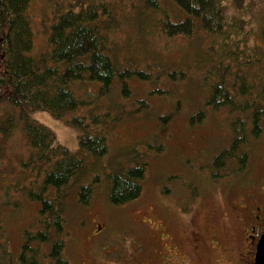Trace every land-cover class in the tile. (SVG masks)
I'll list each match as a JSON object with an SVG mask.
<instances>
[{
    "label": "trees",
    "instance_id": "trees-1",
    "mask_svg": "<svg viewBox=\"0 0 264 264\" xmlns=\"http://www.w3.org/2000/svg\"><path fill=\"white\" fill-rule=\"evenodd\" d=\"M34 1L0 0V207L6 199L4 205L14 209L25 202L38 204L37 220L22 230L16 254L6 245L0 218V264H69L64 252L66 211L73 201L89 203L102 172L112 205L140 197L146 160L107 173L102 168L111 130L123 119L112 112L123 98L127 105L131 101V81L160 80L134 64L149 62L147 53L160 38L190 39L204 33L232 56L229 62L218 58L207 72L217 78L208 84L205 106L234 115L231 143L211 166L217 172L245 168L251 138L264 133V94H253L262 78L252 85L248 76L249 70L263 67L264 52L254 47L248 53L246 37L231 38L229 29H242L243 24L228 18V0H58L40 50L35 43ZM39 20L44 21V15ZM217 54L223 55L220 50ZM183 74L170 73L169 78L184 81ZM117 91L122 98L106 105ZM138 102L148 107L145 99ZM36 111H48L77 128L79 150L73 153L58 144L54 132L33 118ZM204 121L203 109L189 118L191 126ZM17 147L20 151L11 154ZM8 176L13 180L7 182ZM9 187L17 198L8 197Z\"/></svg>",
    "mask_w": 264,
    "mask_h": 264
},
{
    "label": "rangeland",
    "instance_id": "rangeland-1",
    "mask_svg": "<svg viewBox=\"0 0 264 264\" xmlns=\"http://www.w3.org/2000/svg\"><path fill=\"white\" fill-rule=\"evenodd\" d=\"M57 1L35 0L33 2L32 11L36 15L34 33L37 50L46 44L48 26L56 17V10L52 7ZM225 11L230 21H236V25L242 21L243 24L242 29L237 27L229 29L231 38L246 37L248 43L245 47L248 50L258 47V51L264 52V0H228ZM42 15H44V21L39 20ZM214 38L221 39L222 36ZM212 39L204 33L190 39L160 38L151 47L150 53H147V60L152 64L134 63L135 67L154 73L160 80L150 82L133 79L131 81L134 90L133 96L130 97L131 101L127 105L123 98L115 113L112 112L113 115L122 116L123 119L115 121L111 130L110 151L104 159L107 163H103L102 169L107 173L113 167L131 166L139 160H146L148 164L146 176L142 182L143 190L140 197L131 203L114 206L108 201L110 185L102 172V178L94 185V194L90 202L82 205L73 201L66 211L65 228L69 236L64 252L69 264H88L90 257L98 262L100 250L96 247H89L87 250L85 243L86 232L88 236H92L93 228L98 227L99 230L101 225L99 222L106 223L105 229L90 243L91 245H100V242L109 240L118 227L119 231L116 232H120L123 236L128 235L131 242L135 241L137 232L146 239H150L151 234L146 228L137 223L134 228L133 223L137 222L138 217L150 211L159 222H163L165 218L173 234L186 235L191 220L197 217V214L202 215L210 207L224 206L221 204L227 203L226 197L234 196V192L239 191L236 187L229 195L230 181L228 180L221 181L217 185L208 181V177L212 178V176H208L207 170L211 175L215 173L211 166L212 159L224 147L229 146L232 140L230 120L232 121L234 117L228 114L227 110L215 111L205 106V100L210 93L208 84L217 78L207 74L208 69L217 64L218 58L232 61L225 55V47L218 45V41L214 42ZM219 50L223 55L218 56ZM247 56L252 58L251 54ZM170 73H177V76L185 73L186 76L183 74L185 80L171 81ZM248 76L252 85L255 84L254 80L262 78V86L253 89V94L258 93V90L264 92V66L249 70ZM156 89L162 91L157 93ZM94 93L93 89L91 95ZM78 95L83 96L79 92ZM113 95L112 99L104 101L106 105H113L112 101L122 98L118 96V91ZM139 99H145L148 107L138 102ZM202 109L205 121L191 126L189 118ZM97 110L105 109L97 107ZM161 117H164V120ZM33 118L54 132L58 144L73 153L79 150L77 128L48 111H36ZM19 151L17 147L10 153ZM247 151H249V162L252 165L251 173L258 165L260 166L256 174L264 172V134L258 139L251 140ZM245 174L247 172H243L241 176ZM12 180L10 176L7 177V182ZM192 182H194L192 188L200 189L196 202L184 193L190 194L189 185ZM7 190L10 193L9 198L18 197L11 187ZM212 194L215 200L211 198ZM2 195L3 192H1ZM8 200H3L4 204ZM4 204L0 207V218L7 234L6 245L12 253L16 254L20 247L22 230L30 227L37 220L38 206L25 202L20 209H14L12 205ZM145 209H148L147 213L137 214L138 210ZM196 225L204 228L206 223L198 217ZM211 231H215L214 223ZM111 240L112 243H118L116 235ZM114 246L112 244L106 246L109 248L106 252L111 260L118 255ZM212 251L214 264H216L220 253Z\"/></svg>",
    "mask_w": 264,
    "mask_h": 264
},
{
    "label": "flooded vegetation",
    "instance_id": "flooded-vegetation-1",
    "mask_svg": "<svg viewBox=\"0 0 264 264\" xmlns=\"http://www.w3.org/2000/svg\"><path fill=\"white\" fill-rule=\"evenodd\" d=\"M242 182L240 197L228 206L208 208L200 217L206 223L204 228L197 227L198 217L193 218L186 235L173 234L165 218L159 222L145 209L138 210L137 214H147L137 221L150 229V239L141 234L133 242L122 238V245L114 248L118 255L112 260L106 252L109 248L102 242L91 245L94 239L89 236L87 250L96 247L102 252L98 262L90 257L88 264H214L212 250L220 253L216 264H264L258 256L264 242V172ZM213 223L215 231H211ZM93 233L98 237L101 231Z\"/></svg>",
    "mask_w": 264,
    "mask_h": 264
},
{
    "label": "bare ground",
    "instance_id": "bare-ground-1",
    "mask_svg": "<svg viewBox=\"0 0 264 264\" xmlns=\"http://www.w3.org/2000/svg\"><path fill=\"white\" fill-rule=\"evenodd\" d=\"M112 95H113V92L110 94V97H112Z\"/></svg>",
    "mask_w": 264,
    "mask_h": 264
}]
</instances>
